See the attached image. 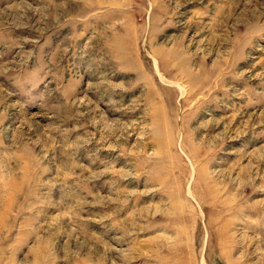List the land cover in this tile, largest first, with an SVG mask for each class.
Returning a JSON list of instances; mask_svg holds the SVG:
<instances>
[{
  "label": "rangeland",
  "instance_id": "obj_1",
  "mask_svg": "<svg viewBox=\"0 0 264 264\" xmlns=\"http://www.w3.org/2000/svg\"><path fill=\"white\" fill-rule=\"evenodd\" d=\"M0 264H264V0H0Z\"/></svg>",
  "mask_w": 264,
  "mask_h": 264
}]
</instances>
